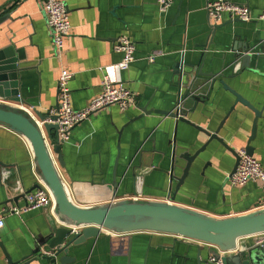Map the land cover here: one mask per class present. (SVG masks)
Returning a JSON list of instances; mask_svg holds the SVG:
<instances>
[{
  "label": "crops",
  "instance_id": "obj_1",
  "mask_svg": "<svg viewBox=\"0 0 264 264\" xmlns=\"http://www.w3.org/2000/svg\"><path fill=\"white\" fill-rule=\"evenodd\" d=\"M62 1L72 32L58 58L42 0H0V15L11 14L0 25V49L15 42L25 60L21 104L42 114L57 109L63 67L73 74L69 86L76 110L101 94L106 74L122 80L136 97V105L126 112L114 105L75 126L62 142L65 167L60 172L73 201L94 206L138 197L215 217L261 208L262 184L233 186L228 177L236 157L215 140L182 185L173 171L180 177L184 165H175V150L195 154L209 142L205 132H219L236 152L253 147V157L264 164V58L242 63L249 49L264 46V22L257 20L264 14V0H226L249 7L254 20L226 17L220 23H210L206 9L217 0H171L165 12L158 0ZM122 37L136 44V60L123 72L117 68L123 54L115 49ZM257 54L264 57V52ZM180 91L182 115L189 122L171 116ZM256 120V137L250 142ZM0 164V207L24 208V193L35 191L42 180L27 141L3 126ZM51 227H66L55 211L7 215L0 230V264H8V257L14 264H52L42 255L46 247L40 255L33 253L38 237L48 235ZM251 247L255 240L248 237L230 254ZM213 251L210 245L168 234L102 231L98 238L71 246L68 256L70 264H215L208 262Z\"/></svg>",
  "mask_w": 264,
  "mask_h": 264
},
{
  "label": "water",
  "instance_id": "obj_2",
  "mask_svg": "<svg viewBox=\"0 0 264 264\" xmlns=\"http://www.w3.org/2000/svg\"><path fill=\"white\" fill-rule=\"evenodd\" d=\"M10 17V13L0 15V25ZM258 52H264V46L263 48L253 46L249 49L242 57V63L246 66L252 59L262 60L264 57L257 54ZM23 61L25 60L16 48L15 42L0 49V126L22 136L29 144L39 177L53 196L55 214L66 225L56 229L51 227L48 235H40L34 254L40 255L41 248L46 247L47 251L55 252V256L48 257L52 264H70L73 261L68 256L70 247L81 246L88 239L98 238L102 231L116 235L152 232L210 245L214 248L212 254L215 258L220 259L218 252L226 254L221 257L223 264H264V246L246 248L240 253L230 254L238 250L241 240L264 233V207L238 216L215 217L172 202L147 201L138 198L94 206H81L74 202L60 172V168L65 167V162L58 125L45 123L51 114H42L33 107L32 115L23 108L4 102L5 100L14 103L22 102L20 89ZM203 75L199 73L198 76ZM223 85L230 90L224 82ZM236 96L238 101L250 107L240 96ZM143 111L148 114L146 110ZM256 115L258 118L261 116L260 112H256ZM171 116L179 117L174 112ZM53 117L57 118V116ZM178 119L189 122L184 115ZM38 121L45 123L44 132L47 140ZM256 130L257 120L254 122L250 142L255 139ZM205 133L210 138L209 142L195 154L191 155L182 148L175 150V165L184 163L180 177H177L173 171V177L178 178L179 185L184 183L200 154L214 140L234 154L236 164L231 175L236 172L239 164L237 152L219 137V132ZM48 143L51 144L52 151ZM246 151L250 156L254 155L253 147L248 146ZM1 166L4 165L0 164ZM138 182L140 183L141 179H138ZM137 193L141 194L140 187L137 188ZM73 228L79 229V232L74 234ZM30 257L22 261H28ZM8 264H14L9 257Z\"/></svg>",
  "mask_w": 264,
  "mask_h": 264
},
{
  "label": "built area",
  "instance_id": "obj_3",
  "mask_svg": "<svg viewBox=\"0 0 264 264\" xmlns=\"http://www.w3.org/2000/svg\"><path fill=\"white\" fill-rule=\"evenodd\" d=\"M42 4V10L47 18L48 29L56 49V55L58 58H62L65 51L66 40L70 37L72 32L66 3L62 0H42ZM158 4L160 10L165 12L171 5V0H158ZM206 9L210 23H220L226 17L232 20H241L245 22L254 20L249 7L226 0L211 2L207 5ZM257 20L264 22V14L260 15ZM115 49L117 52L123 54L121 62L117 64L118 70L122 72L128 70L136 60V44L129 38L122 37L118 40ZM157 56L158 55L150 57L149 62L154 63ZM72 78L73 74L63 67L58 80L59 107L50 113L51 117L45 122L58 125L61 142L67 139L69 132L75 126L89 120L95 114L101 113L114 105H117L122 112H126L130 107L136 105L134 93L124 85L122 80L106 74L103 77L101 94L92 100L85 109L76 110L73 108L71 102V89L69 84ZM184 100L183 92L180 91L179 100L174 112L179 117L182 116ZM4 102L23 108L32 115L34 114L32 109L25 107L21 103H14L8 100ZM53 116H57V118L55 119ZM45 123L38 121L47 140V135L44 132ZM48 144L52 151L51 144ZM237 155L239 157V164L236 172L228 177L229 182L233 186H242L249 182H260L264 189V164L253 156H250L244 148L239 149ZM24 197L26 206L22 209L17 207H0V230L5 226L7 215H19L21 212H28L36 209H42L44 211L51 210L54 213L55 203L53 196L42 181H40V185L35 191L25 192ZM262 207H264V204ZM72 230L74 234L75 232H79V229L73 228ZM251 238L255 240L256 246H264V233L252 236ZM219 253L221 257L226 255L225 253ZM42 255L53 257L55 256V252L43 251ZM221 257L217 259L211 256L208 262L223 264Z\"/></svg>",
  "mask_w": 264,
  "mask_h": 264
}]
</instances>
